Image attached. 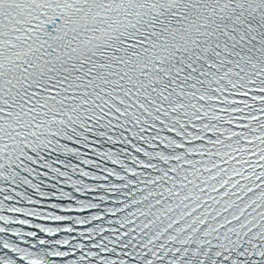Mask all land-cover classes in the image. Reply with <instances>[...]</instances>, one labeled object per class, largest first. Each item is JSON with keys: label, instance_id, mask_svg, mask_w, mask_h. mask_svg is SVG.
I'll return each mask as SVG.
<instances>
[{"label": "snow or ice", "instance_id": "snow-or-ice-1", "mask_svg": "<svg viewBox=\"0 0 264 264\" xmlns=\"http://www.w3.org/2000/svg\"><path fill=\"white\" fill-rule=\"evenodd\" d=\"M0 264H264V0H0Z\"/></svg>", "mask_w": 264, "mask_h": 264}]
</instances>
